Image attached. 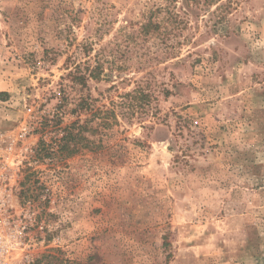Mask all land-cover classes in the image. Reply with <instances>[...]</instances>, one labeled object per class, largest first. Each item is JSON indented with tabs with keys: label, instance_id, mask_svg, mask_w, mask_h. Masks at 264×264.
<instances>
[{
	"label": "rangeland",
	"instance_id": "obj_1",
	"mask_svg": "<svg viewBox=\"0 0 264 264\" xmlns=\"http://www.w3.org/2000/svg\"><path fill=\"white\" fill-rule=\"evenodd\" d=\"M24 129L38 264H264V0H0Z\"/></svg>",
	"mask_w": 264,
	"mask_h": 264
},
{
	"label": "built area",
	"instance_id": "obj_2",
	"mask_svg": "<svg viewBox=\"0 0 264 264\" xmlns=\"http://www.w3.org/2000/svg\"><path fill=\"white\" fill-rule=\"evenodd\" d=\"M32 139L27 129L0 133V264H38L35 250L46 242V224L19 194L23 170L31 165Z\"/></svg>",
	"mask_w": 264,
	"mask_h": 264
},
{
	"label": "trees",
	"instance_id": "obj_3",
	"mask_svg": "<svg viewBox=\"0 0 264 264\" xmlns=\"http://www.w3.org/2000/svg\"><path fill=\"white\" fill-rule=\"evenodd\" d=\"M93 76H94L93 78H96V75H93ZM91 77H92V75H91ZM80 78H81V80L83 82H85L86 77L82 76ZM140 93H142V91ZM136 94H137V92L130 93V94H127V97H129L131 99H141L142 102H144V101L149 102L150 99H151V96L149 94L142 93V94H140V97H138ZM140 108H144V106H141ZM111 117L114 119V122H117L118 121L117 114L115 113L114 110H113V112H111Z\"/></svg>",
	"mask_w": 264,
	"mask_h": 264
}]
</instances>
